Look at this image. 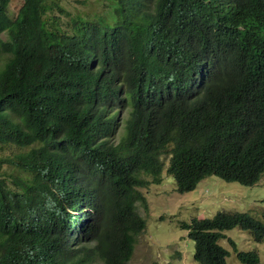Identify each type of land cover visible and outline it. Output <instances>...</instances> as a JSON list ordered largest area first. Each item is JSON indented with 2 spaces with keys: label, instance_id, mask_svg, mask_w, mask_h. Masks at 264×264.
Masks as SVG:
<instances>
[{
  "label": "trees",
  "instance_id": "16d2710c",
  "mask_svg": "<svg viewBox=\"0 0 264 264\" xmlns=\"http://www.w3.org/2000/svg\"><path fill=\"white\" fill-rule=\"evenodd\" d=\"M9 1L0 0V264H128L146 227L139 189L161 184L163 157L179 193L212 175L246 187L264 179V13L255 0H104L110 25L90 22L89 6L55 16L44 0L8 16ZM181 28L222 33L236 51L213 82L171 70L159 34ZM90 58L101 66L91 78L75 65ZM27 171L47 184L59 174L58 193L75 211L85 199V214L25 186ZM180 225L199 264H228L225 231L264 242V221L246 212ZM227 241L238 262L259 264L256 251Z\"/></svg>",
  "mask_w": 264,
  "mask_h": 264
},
{
  "label": "rangeland",
  "instance_id": "374dc122",
  "mask_svg": "<svg viewBox=\"0 0 264 264\" xmlns=\"http://www.w3.org/2000/svg\"><path fill=\"white\" fill-rule=\"evenodd\" d=\"M23 0H10L16 10ZM2 40L5 37L2 36ZM1 58V56H0ZM162 182L141 189L147 209L143 203L136 204L144 218L146 227L137 236L134 252L128 264H199L193 258L194 244L188 239L181 222L193 218H212L218 212H246L264 221V181L246 187L236 182H226L216 176L200 181L189 192L176 191L174 179L167 175L166 167L161 174ZM226 240L220 245L230 251L228 264H241L227 241L232 239L237 251H256L259 264H264V242L256 243L250 233L239 228L224 232ZM92 264H103L95 260Z\"/></svg>",
  "mask_w": 264,
  "mask_h": 264
},
{
  "label": "clouds",
  "instance_id": "9594fccd",
  "mask_svg": "<svg viewBox=\"0 0 264 264\" xmlns=\"http://www.w3.org/2000/svg\"><path fill=\"white\" fill-rule=\"evenodd\" d=\"M46 5L50 6L55 14V16H60L64 19H71L78 16L80 13L84 12L85 9L89 6L91 11V16L88 20L90 22H95L99 18L107 25H110L114 21V16L110 18L111 8L109 5L111 2L104 0H97L91 5L86 3L85 6H82L80 2L85 0H44ZM161 0H159L160 2ZM23 2L16 10L12 5H10L7 15L14 17L17 16ZM256 8L264 13V0H255ZM166 13V8L164 9V14ZM194 32H200L196 29H192ZM188 31L178 30H166L159 34L162 42L165 44L168 55L173 56L172 62L174 65L171 66V70L178 74L187 73L192 75L194 83L196 85L207 84L213 82L220 74H222V69H224V64L228 62L231 54L236 52L234 49L231 50L226 45V36H222V33H216L211 30L207 32L208 34L202 33L203 36L195 35L190 36ZM2 36L7 37L6 32L1 33ZM235 43V42H233ZM239 42L235 43L238 44ZM181 65H177V63ZM76 71L84 73L87 77L91 78L96 74L101 73V66L95 58H90L85 62L79 63L75 61ZM163 69V68H162ZM171 75V74H170ZM181 101L179 97V102ZM167 117L159 118L157 124L163 123ZM156 124V125H157ZM162 161L165 164L166 170L168 166V159L163 157ZM164 170V169H163ZM28 174L21 173L18 178H28V182L25 183V186H29L38 192H48L52 191L55 193L58 202L61 208L66 212L72 215L81 216L85 214L87 208V203L85 199L80 203V207L83 208L79 211H75L71 208L72 201L62 197L58 190L63 185V178L57 174L54 178L53 183L37 182L36 175L32 172L27 171ZM214 176V175H212ZM211 177V176H208ZM207 178V177H205ZM201 179L200 181L204 180ZM199 181V182H200ZM260 179L258 180V182ZM264 181V179H263ZM198 182V183H199ZM258 182H254L253 185H256ZM197 183V184H198ZM197 186V185H196ZM56 189L57 193L52 189ZM19 191V190H18ZM141 191V189H139ZM19 193V192H18ZM234 213V212H233Z\"/></svg>",
  "mask_w": 264,
  "mask_h": 264
}]
</instances>
